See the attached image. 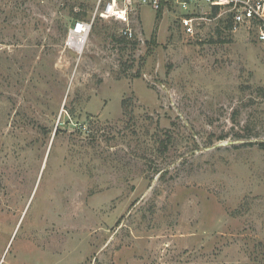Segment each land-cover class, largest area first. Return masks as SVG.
<instances>
[{"label": "rangeland", "instance_id": "374dc122", "mask_svg": "<svg viewBox=\"0 0 264 264\" xmlns=\"http://www.w3.org/2000/svg\"><path fill=\"white\" fill-rule=\"evenodd\" d=\"M95 7L0 0V264H264L258 26Z\"/></svg>", "mask_w": 264, "mask_h": 264}, {"label": "built area", "instance_id": "2783aa9c", "mask_svg": "<svg viewBox=\"0 0 264 264\" xmlns=\"http://www.w3.org/2000/svg\"><path fill=\"white\" fill-rule=\"evenodd\" d=\"M177 6L182 11L180 26L184 34L193 36L200 28L198 23L203 9L210 11L227 10L235 24L258 26L259 38L264 41V0H96L92 22L77 21L70 29L65 45L81 54L86 46L92 25L97 17L122 25L120 35L127 40L135 38L132 17L144 7L155 12Z\"/></svg>", "mask_w": 264, "mask_h": 264}, {"label": "trees", "instance_id": "16d2710c", "mask_svg": "<svg viewBox=\"0 0 264 264\" xmlns=\"http://www.w3.org/2000/svg\"><path fill=\"white\" fill-rule=\"evenodd\" d=\"M163 12H164V10L161 9L160 11L157 12V14H158L159 16H161V15L163 14ZM217 13H218L217 10L214 11V15H217ZM85 16H86V13H84V14H77V15H76V19H77V20H80V19H83V17H85ZM229 16H231V15H229ZM124 39H125V38H124Z\"/></svg>", "mask_w": 264, "mask_h": 264}]
</instances>
